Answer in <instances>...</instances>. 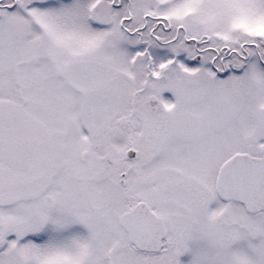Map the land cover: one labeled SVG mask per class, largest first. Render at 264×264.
<instances>
[{"label":"snow or ice","instance_id":"obj_1","mask_svg":"<svg viewBox=\"0 0 264 264\" xmlns=\"http://www.w3.org/2000/svg\"><path fill=\"white\" fill-rule=\"evenodd\" d=\"M0 264H264V0H0Z\"/></svg>","mask_w":264,"mask_h":264}]
</instances>
